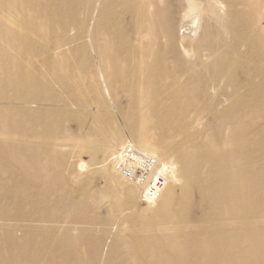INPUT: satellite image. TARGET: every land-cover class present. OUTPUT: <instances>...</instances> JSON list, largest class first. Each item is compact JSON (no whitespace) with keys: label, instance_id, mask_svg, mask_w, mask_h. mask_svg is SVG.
Returning <instances> with one entry per match:
<instances>
[{"label":"bare ground","instance_id":"1","mask_svg":"<svg viewBox=\"0 0 264 264\" xmlns=\"http://www.w3.org/2000/svg\"><path fill=\"white\" fill-rule=\"evenodd\" d=\"M192 111L214 125L200 145ZM125 135L170 169L140 210L109 165ZM66 142L116 216L88 217L87 187L46 171ZM95 221L111 236L89 264H264V0H0V264H53L54 247L83 264L75 235ZM35 227L51 249L29 252Z\"/></svg>","mask_w":264,"mask_h":264},{"label":"rangeland","instance_id":"2","mask_svg":"<svg viewBox=\"0 0 264 264\" xmlns=\"http://www.w3.org/2000/svg\"><path fill=\"white\" fill-rule=\"evenodd\" d=\"M173 8V12L176 13L177 9L172 6ZM85 49H86V55L88 54L89 50H88V46L85 45ZM119 103L124 104L125 102V97L124 96H120V98L118 99ZM114 113H118L116 112V110H113ZM119 114V113H118ZM198 118H196V114L192 111L189 114V124L190 127L197 132L196 134V139L194 141H196L197 145H200L202 143V141L204 140L203 136H213V128L214 125L212 126H208L207 125V116L204 115L202 118H199L198 120H196ZM250 117H247L246 120H249ZM197 121V122H196ZM189 124L186 125L187 127H189ZM215 124V123H214ZM170 128L165 129L164 131L166 132L165 134H163L164 139H170L169 136H175L178 132L176 131L175 127H171ZM74 127V123L70 124V129L73 130ZM156 132H159L158 129H154ZM180 132V131H179ZM179 134V133H178ZM124 139V143L127 141H130V137L126 136L123 138ZM153 141H155L153 139ZM68 144V142H66ZM66 149H68L69 151V155L65 156L64 158H60V160L58 159V157L54 158V164L53 165H49L46 169L47 172L49 173H53V172H61L65 177V180L71 181V186H86L88 189L87 195H86V206H87V212L85 213V215H87L88 217H95V216H105V215H109V216H116L114 215L117 212H114L113 210L109 211V207H110V203L113 197L112 193H107L106 189L103 188L102 186V181H101V177L98 173H95L92 175V168L90 167H86L84 170L80 169L79 172L77 171L78 169L75 166V161L73 159V157L75 156L74 153H76V151H78L79 147L78 145L75 144V142H69V144L66 146ZM175 150L169 155V157L171 156L172 159L175 156ZM82 155L84 156L85 161H88V163H91L90 159V155L88 153L83 152ZM163 158V157H161ZM61 164V166H60ZM59 165V166H58ZM79 174V181H73L74 180V175ZM99 175V177H98ZM92 176V177H91ZM95 180H94V179ZM97 178H100V180H98ZM75 190H77V193L81 192V189H79L78 187H75ZM97 194V195H96ZM101 197V198H100ZM8 199V198H7ZM6 199V201H7ZM200 196L196 191H193L192 193V197H191V202L189 205V213L190 216L192 218H196L194 219V221H198V223H201L202 221H199V219L202 217L203 214V210L204 207L207 206L206 203H200L199 201ZM203 204V205H202ZM174 206L177 205L176 200H174ZM146 207V202L141 201L137 195L135 197V207L136 210H140ZM61 213V218L63 219L62 222H56L53 223V225L61 228L62 225H66V226H70V224H67L65 222L66 217H64L66 215V210L64 208H61V210H59ZM114 213V214H113ZM117 221H119V223L121 224L124 220L122 218H119L117 216ZM117 221H112L111 218H108L106 225L107 228H114L112 227V225H110V223L112 222H117ZM64 222L66 224H64ZM43 224V225H49V223H39ZM128 224L127 222H125V225ZM123 225V224H122ZM36 226V225H35ZM42 226V225H40ZM79 228L82 229V232H80V234L75 235V239L78 240V242L80 241V247L77 250L81 259L83 260V264H89L90 262V258L91 256L94 254V251L96 249V244L98 243V241H102L104 242L105 245L102 246L100 253H99V260L103 261L107 251H108V243H106V241H110V236L111 235H105V234H101L99 236H96V232L98 233L99 229L104 230V226L97 224V221H95L94 223H87V224H79ZM189 230V228H186L184 226H182L181 229H179L178 232L180 233H184L187 232ZM115 231V229H112V232ZM29 236L30 238L33 239L32 244H30L29 246L31 247V249L29 250V252L32 251H36V250H47V249H51L49 246H47L45 243L42 242L43 240V232L41 231H37L36 227L34 230H32L30 232ZM93 239V240H92ZM4 247H1V250ZM71 247H67V249H70ZM55 252L56 254H54L53 256V264H74V260L73 258H63V250L61 248L58 247H54L53 249H51L50 252ZM65 251V250H64ZM75 251V250H74ZM65 252H73V251H65ZM31 254V253H30ZM42 254V253H40ZM35 255H38L37 253H35ZM45 255L43 253V255L41 256L42 259H45ZM32 256V254H31ZM33 257V256H32ZM34 258V257H33ZM35 262H37L35 260Z\"/></svg>","mask_w":264,"mask_h":264},{"label":"built area","instance_id":"3","mask_svg":"<svg viewBox=\"0 0 264 264\" xmlns=\"http://www.w3.org/2000/svg\"><path fill=\"white\" fill-rule=\"evenodd\" d=\"M109 165L123 188H130L146 203L159 200L169 183L170 169L163 158L125 142L110 157Z\"/></svg>","mask_w":264,"mask_h":264}]
</instances>
